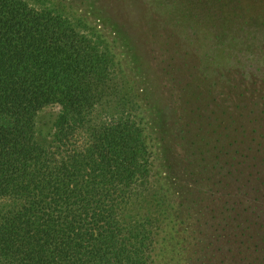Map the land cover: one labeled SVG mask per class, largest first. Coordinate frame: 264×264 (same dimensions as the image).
Returning a JSON list of instances; mask_svg holds the SVG:
<instances>
[{"label": "trees", "instance_id": "obj_1", "mask_svg": "<svg viewBox=\"0 0 264 264\" xmlns=\"http://www.w3.org/2000/svg\"><path fill=\"white\" fill-rule=\"evenodd\" d=\"M69 14L0 0V264H264V193L215 222L198 182L222 179L162 180L140 123L110 114L129 103L106 40Z\"/></svg>", "mask_w": 264, "mask_h": 264}, {"label": "rangeland", "instance_id": "obj_2", "mask_svg": "<svg viewBox=\"0 0 264 264\" xmlns=\"http://www.w3.org/2000/svg\"><path fill=\"white\" fill-rule=\"evenodd\" d=\"M26 1L63 6L82 18L81 33L106 40L129 103L110 114L140 123L146 164L162 180L222 179L230 192L198 182L206 200L223 201L215 222L231 199L264 193V0ZM58 110L46 108L41 124Z\"/></svg>", "mask_w": 264, "mask_h": 264}]
</instances>
